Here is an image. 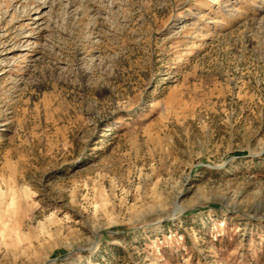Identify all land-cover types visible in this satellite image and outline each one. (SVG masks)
I'll list each match as a JSON object with an SVG mask.
<instances>
[{"label":"rangeland","instance_id":"374dc122","mask_svg":"<svg viewBox=\"0 0 264 264\" xmlns=\"http://www.w3.org/2000/svg\"><path fill=\"white\" fill-rule=\"evenodd\" d=\"M0 264H264V0H0Z\"/></svg>","mask_w":264,"mask_h":264}]
</instances>
